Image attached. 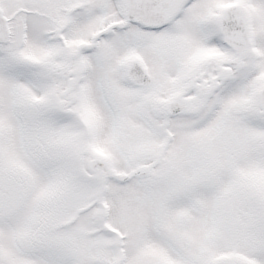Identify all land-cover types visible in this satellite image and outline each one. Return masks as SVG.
<instances>
[{
    "label": "snow or ice",
    "instance_id": "obj_1",
    "mask_svg": "<svg viewBox=\"0 0 264 264\" xmlns=\"http://www.w3.org/2000/svg\"><path fill=\"white\" fill-rule=\"evenodd\" d=\"M0 264H264V0H0Z\"/></svg>",
    "mask_w": 264,
    "mask_h": 264
}]
</instances>
